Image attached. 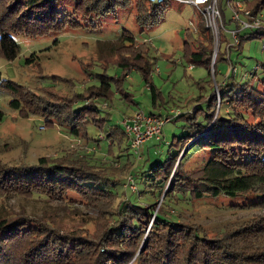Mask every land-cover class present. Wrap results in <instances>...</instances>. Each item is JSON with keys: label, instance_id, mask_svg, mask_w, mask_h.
Here are the masks:
<instances>
[{"label": "trees", "instance_id": "16d2710c", "mask_svg": "<svg viewBox=\"0 0 264 264\" xmlns=\"http://www.w3.org/2000/svg\"><path fill=\"white\" fill-rule=\"evenodd\" d=\"M224 2L228 5L229 0H218L223 25L235 23L238 28L231 18L227 20ZM242 2L250 10L249 16L244 15L249 22L260 17L264 0ZM133 4V0H0V58L17 59L18 36L37 39L60 34L79 28L81 22L116 15ZM167 4L138 0V25L143 29L157 26ZM196 26V31L187 29L185 58L191 66L205 67L210 75L216 38L200 15ZM263 29L239 33V45H231L220 34L216 86L211 85L207 97L197 99L196 108L173 120L185 121L183 128L188 133L174 136L166 160L137 172L142 189L134 199L130 195L138 191L137 176L135 192L127 188L120 194L116 187L124 186L122 177L134 172L137 158L122 126L109 125V121L113 122L117 98L135 104L123 88L125 76L132 70L143 72L153 108L159 113L167 109L162 91L149 79L153 67L147 44H139L128 31L116 40L99 43V60L106 72L94 76L98 84L85 86L80 94L75 93L73 78L53 76L52 84L42 87L46 77L41 75L33 90L4 80L0 72V87L13 96L12 109L22 117L37 115L45 119L47 127L63 128L68 137L92 146L91 156L63 152L41 157L35 164L0 159V198L37 199L72 211L80 204L100 213L90 231L67 225L53 213L32 216L1 207L0 264H264V77L258 85L252 80L237 81L235 73L218 81L219 61L233 65L226 55L240 49L246 40L264 37ZM223 43L227 45L224 54ZM36 59L37 54H32L26 64L32 65ZM112 65L127 74L121 79L110 77L107 68ZM75 98L82 102L78 108ZM3 118L0 111V120ZM92 130L98 135L94 137ZM196 155H203L205 164L190 171L187 166ZM208 198L231 199V207L242 204L257 212L256 217L210 234L200 225L187 223L191 221L180 212L184 204Z\"/></svg>", "mask_w": 264, "mask_h": 264}, {"label": "rangeland", "instance_id": "374dc122", "mask_svg": "<svg viewBox=\"0 0 264 264\" xmlns=\"http://www.w3.org/2000/svg\"><path fill=\"white\" fill-rule=\"evenodd\" d=\"M133 1V6L120 10L116 15H109L94 22H81L79 28L67 29L60 34L37 39L16 37V41L20 45V54L12 62L0 58L2 78L33 90H36L39 85L38 81L41 75L46 77L41 83L42 87H49L52 84L50 78L53 76L56 79L58 77L73 78L76 84L75 93L80 94L85 86L88 88L98 84L94 80V76L106 72L99 60L98 44L116 40L124 31H128L139 44H147L148 60L153 67L149 79L162 91L167 109H161L163 112L159 113L153 108L151 93L147 90L143 72L132 70L127 74L122 68L112 65L107 68L108 75L115 79H121L127 74L123 88L133 96L135 104H124L120 98H117L112 109L113 122L109 121V125L118 124L124 129L122 121L125 116L137 111L147 115L150 112H154L156 115H167L172 111L186 113L188 110H193L198 105L197 99L201 95L207 97L211 92V85L216 86L213 71L209 75L205 67L191 66L185 58L186 32L187 29H192L191 23L197 24L198 11L190 5L171 1L165 6L161 22L150 29H143L136 21V2L138 0ZM222 10L227 20H230L233 12L226 2L222 3ZM259 19L262 21V28H264V10ZM226 28L227 30L222 31V35L232 45L234 40L231 31L237 28L236 24H228ZM251 31L252 29H248L242 34ZM217 46H219L218 41H216ZM225 49H227V45L223 43L222 54ZM32 54H37L36 62L27 65L26 60ZM226 57L231 59L233 65L227 60L219 61L218 81L221 82L228 74L235 73L237 81L252 80L254 85H258L264 77L262 68L264 65V37L246 40L240 49H232ZM89 62H93L94 67H87ZM88 78L90 80L87 83L82 82ZM211 80L212 84H210ZM12 99L13 96L0 87V111L4 113L3 120H0V159L5 163L35 164L41 157H56V155H62L63 152L70 155L92 154V146H87L85 141L68 137L65 129L58 126L47 127L45 119L34 114L22 117L20 111L10 107ZM73 102L77 108L82 104L77 98ZM201 106L204 107L205 103ZM185 124V121H172L164 127L162 142L148 141L144 145L141 159L136 157L137 163L132 174L137 176L138 171L149 170L154 164L166 160L169 145L173 142L174 136L181 137L188 133V130L183 128ZM43 127L45 129H42ZM91 134L95 137L98 135V131L92 130ZM103 145L107 148L105 142ZM103 152L107 154L108 150L104 148ZM115 152L119 154L118 149H115ZM172 152H175V149ZM204 164V156L196 155L190 160L187 169L193 171L201 168ZM128 175L122 177L125 180L124 183H126ZM136 179L138 191L130 195L132 199L137 197L142 189L139 177L137 176ZM116 189L120 194L127 190L125 184L124 186L119 184ZM129 193L131 194V191ZM126 196L124 195V197ZM232 203L233 201L227 198H208L196 201L191 205L184 204L180 212L188 221H191L187 223L200 225L210 234L223 231L225 228L228 229L230 225L242 223L249 217H256L257 212L254 214L253 210L242 204H238L241 205L240 208H233L231 207ZM1 207L17 212L25 211L32 216L44 215L46 212L53 213L67 225H78L90 231L94 230L96 219L98 220L100 215L98 210L91 206L88 208L77 204L76 210L72 211L65 205L50 206L41 200H26L17 197L0 198Z\"/></svg>", "mask_w": 264, "mask_h": 264}, {"label": "built area", "instance_id": "2783aa9c", "mask_svg": "<svg viewBox=\"0 0 264 264\" xmlns=\"http://www.w3.org/2000/svg\"><path fill=\"white\" fill-rule=\"evenodd\" d=\"M171 1H176L181 4H186L194 7L200 16L204 18L206 26L210 28L216 41L219 42L220 34L223 30H227L223 25L222 13L219 9L218 0H148L153 4H165ZM228 7L232 10V21L238 24V28L231 31L234 43L232 45H239V33L248 29L262 28V21L257 18L252 22H249L246 16L250 15V10L246 8V5L242 0H229ZM191 27L196 31L197 26L191 23ZM181 114L180 111H172L167 115L156 116L147 115L142 112H135L131 115L125 116L122 121V125L128 137L130 138V144L133 154L141 159L144 145L151 140L156 142H162V133L164 127L171 123L177 116ZM42 129H45L43 127ZM125 187L136 191L137 185L135 177L130 173L126 178Z\"/></svg>", "mask_w": 264, "mask_h": 264}, {"label": "water", "instance_id": "95a60500", "mask_svg": "<svg viewBox=\"0 0 264 264\" xmlns=\"http://www.w3.org/2000/svg\"><path fill=\"white\" fill-rule=\"evenodd\" d=\"M218 51H219V46H217L216 49H215V56H214V61H213V72H214L215 60H216ZM188 148H189V146L187 147V149Z\"/></svg>", "mask_w": 264, "mask_h": 264}, {"label": "crops", "instance_id": "0c3cea01", "mask_svg": "<svg viewBox=\"0 0 264 264\" xmlns=\"http://www.w3.org/2000/svg\"><path fill=\"white\" fill-rule=\"evenodd\" d=\"M144 149V148H143Z\"/></svg>", "mask_w": 264, "mask_h": 264}]
</instances>
